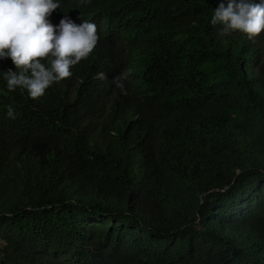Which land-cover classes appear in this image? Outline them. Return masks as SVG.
Instances as JSON below:
<instances>
[{
  "label": "trees",
  "instance_id": "16d2710c",
  "mask_svg": "<svg viewBox=\"0 0 264 264\" xmlns=\"http://www.w3.org/2000/svg\"><path fill=\"white\" fill-rule=\"evenodd\" d=\"M54 2L99 39L35 99L0 59V264H264V31L220 35L221 0Z\"/></svg>",
  "mask_w": 264,
  "mask_h": 264
},
{
  "label": "clouds",
  "instance_id": "9594fccd",
  "mask_svg": "<svg viewBox=\"0 0 264 264\" xmlns=\"http://www.w3.org/2000/svg\"><path fill=\"white\" fill-rule=\"evenodd\" d=\"M58 7L54 0H0V59L10 57L19 70L5 71L10 91L22 87L33 99L43 96L54 82L70 77L71 67L96 46L99 36L95 23L85 20L77 25L67 16L55 26L49 21ZM210 23L222 25L220 35L239 30L249 39L257 37L264 31V0H228L227 6L221 0ZM48 57L52 59L46 66L41 61ZM128 75L123 72L113 77L124 94L123 81ZM7 114L15 118L13 108L9 107Z\"/></svg>",
  "mask_w": 264,
  "mask_h": 264
}]
</instances>
